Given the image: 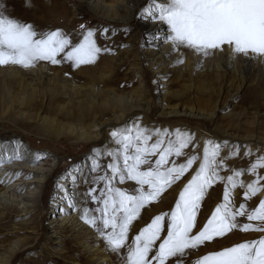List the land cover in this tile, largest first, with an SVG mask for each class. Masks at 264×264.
<instances>
[{
  "label": "rangeland",
  "instance_id": "obj_1",
  "mask_svg": "<svg viewBox=\"0 0 264 264\" xmlns=\"http://www.w3.org/2000/svg\"><path fill=\"white\" fill-rule=\"evenodd\" d=\"M29 1L30 5H34L33 10L24 7V5H19L16 0H0V3L4 5L3 12L6 16L23 23L31 24L34 26L33 29L37 33L48 32V29L49 31H55L60 27L59 30H61L63 34L65 33L68 35L69 33V37L73 36V39L83 41L87 31L93 30L92 39H94L93 37H100V39L106 43L104 44L105 49L107 48V50H105L107 52L106 55L115 56V61H108L109 64L105 67V71L108 74L111 73L113 80V83L109 86L113 88L116 87L115 91L119 94L120 91L121 93L127 94L138 86L136 79L131 75L130 64H139L141 68L144 65L143 60L140 59L139 56L133 54V48L135 51L139 48V38L137 37V39L135 37L134 39L133 37L135 36L136 29L139 30V15L129 21L127 25L119 24L117 27H109L108 29L106 26L108 22L96 18L85 7H82L77 11L76 15H74L71 9L73 8V2L76 0ZM146 3H144L141 8L144 7ZM46 4L48 6L55 5L54 11H59V16L54 17L50 9H48V6L46 7ZM66 12L68 13L66 14ZM62 16L65 18H62ZM81 25H83L84 28H81ZM51 27L53 30H51ZM68 27H70V29ZM65 28L69 29L68 33ZM124 49H128V52L124 51ZM179 49L187 55L195 53L193 50L186 47H180ZM215 53L211 56H214ZM63 57L64 53H60L57 58L63 61L55 65L47 61H39L35 66L29 68L13 64L0 66V88H2V91H0V116H3L0 121V134L8 138L15 136L17 139L23 140L31 146L38 155L44 151H48L54 154L58 160L54 175L49 177L42 186L39 199L33 202L34 206H31L27 213H21V211L15 206H12L13 204L9 201L3 200L5 204L2 206L0 205V261L4 259L3 257H7V264H94L93 259L88 254L81 251V247L74 242V239H72L69 234L67 236L68 238H64V244L60 246L62 252L58 251V247L55 249L56 245L53 244V240H48L46 236L48 230H46L45 222L47 216H51L57 212L52 210V213H49L48 206L52 199L56 180L62 176L70 166L79 162H84V173L77 185L81 193V214L85 208H88L93 210L91 215H100V213L94 210L98 207H102V205L94 201L92 196H101L100 190L105 189L106 181L98 180V177L110 176L112 177L111 186L113 188L126 189L129 194H135L133 189L138 187L136 182L127 179L121 181L120 176L118 174L113 175L109 168V164L113 162L117 163L119 167H123L122 155L117 159L116 156L107 154L108 152H117L120 147L115 143L111 135L113 131L125 133L126 130H131V134L135 136L137 134L136 128L138 127L142 131L143 136L148 138L147 144L149 146L159 139L165 141L162 147L168 146L167 141L169 139L175 140L176 129L194 134L193 144L183 149L182 154L179 156L175 154L170 155L168 157L170 163L167 167H172L173 163L177 166L183 165L191 156L195 157L193 164L188 167L179 180L162 193L159 201L152 202L149 206L141 210L140 217L133 222V226L130 228L128 236L129 244H131L132 238L142 227L150 222L153 216L161 212H170L174 207L180 190L192 178L199 168L200 162L204 159V149L207 141H211L216 145L212 139L218 141L221 138L224 128H228L231 132L240 135L252 134L255 141H260L259 139L264 140V74L261 75L259 80L248 85V88L244 90L241 95L234 98L231 103L227 105L223 113L216 118L217 121L212 124L210 119H203L196 111L192 116L188 114L174 116L159 115L157 112V104L162 95L161 92L158 91V88H160L162 80L158 78H153V80L146 71H144V73H146L144 77H146V82L149 84V88L152 92L150 98L152 107L151 113H148L146 118L133 114V116H131L120 128L106 129L104 131L106 136L100 137L94 145L84 142L82 139L78 140L74 135L65 133V131H62L60 128L64 129L61 125L65 126L66 124H73V126L75 124L83 126L91 125L89 124L91 122V115L89 116L90 112L87 114L88 111L86 110L80 111L75 105L67 107V102L70 97L72 95L75 96L72 92L76 91L77 88V90H79V88L83 87L85 80L79 78L82 72L81 69L76 73L77 77L71 73L72 71L67 68L69 65L65 64ZM84 65L86 66V64H83L75 67V69ZM40 66L45 67V69L42 70V76L36 81L43 83H40V85L36 82L38 85L36 91L40 92H35L30 102L26 101L27 103H24L23 101L19 108V100L16 103H10V99L7 97L4 98L1 92L4 91V83L7 82V75L3 71L14 73L15 79H13L12 83L7 82L11 83V90L26 91L35 83L31 80V78H33L31 75L35 74L33 69L40 70ZM72 69H74L73 66ZM111 70L112 72H108ZM135 73L137 74L139 71ZM70 78L78 86L74 90L71 89L72 87L68 82L63 81V79L69 80ZM3 79L5 82H3ZM226 80L232 83L237 82L231 78H226ZM212 81H214L213 78L208 81V85L205 86V89L208 87V90H203V88L199 86V82L189 85L187 84L188 82L178 78L177 74L171 73L168 82L165 81L162 85L168 86L166 90L168 93L164 100L167 99L171 105L176 106L177 104L181 109H183L184 106L187 111V108L192 107L194 110L203 113L209 112L218 100L217 85ZM233 86H236V84H233ZM234 88L235 87H232L231 90H234ZM41 90H43V92ZM225 92L222 91L221 93L222 99H225L228 95V92ZM22 96L24 97V95ZM15 98L18 99L17 97ZM210 98H212V100H209ZM4 102L7 103L5 105L11 107L7 109V113H5V109L1 107ZM138 102L139 101L136 103ZM59 105L65 107L62 108ZM18 109L21 110V114L17 113ZM38 113L40 115H38ZM35 115L37 117H35ZM43 116L48 119H53L55 122H52V124L51 122L45 121L44 123L49 126L46 127L42 124L41 118H38ZM166 130L167 133H171L172 135H167ZM203 134L205 136H203ZM214 135L215 137H213ZM257 136L259 138H257ZM255 141L247 143L237 140L231 146L226 147L227 149L224 151H221L219 148V155L216 158V164L219 166L216 170L220 178L214 180L205 193L201 202V209L198 212V227L195 230L198 231L199 227L203 226L204 222L217 205L224 203L226 189L228 191L230 207L233 210L238 209L241 204H244L245 210L250 212L260 204L262 199H264L259 198L257 192L245 198V193L249 192L248 184L252 181H257V187L259 189H264V167L256 168L255 173L248 170L252 164L258 161V158L264 157V145L260 146ZM198 145H201V153L195 149ZM132 151L133 149H129V154H131ZM157 158L158 155L156 153L149 155L147 157L149 163L141 165V170H147L148 167L154 165ZM42 159V155L38 156V162H41ZM240 170H243L240 175L235 176L234 173ZM23 174L24 176H29L27 173ZM229 176L234 177L235 187L227 180ZM29 179L30 178L24 180ZM65 186L69 188L71 185L68 183ZM1 188L2 185L0 183V189ZM146 188L147 186H145V190ZM90 189H96V191L91 195H86V193H89ZM236 221L238 224L236 229L226 234L224 237H218L213 242H208L206 245L200 246L198 250L189 252L188 255L184 257L183 264H192L197 257L205 253L219 251L222 248L230 247L236 243L254 240L260 236H264V232L241 231L239 227V225L246 223L264 227V224H261L259 221L254 220L250 222L247 215L237 216ZM94 232L98 236V245L105 250V253L110 258V263L124 264L126 249H122L120 252L111 251L106 247L105 241L99 237L96 230ZM152 254L154 255V252ZM171 264H176V259H172Z\"/></svg>",
  "mask_w": 264,
  "mask_h": 264
},
{
  "label": "snow or ice",
  "instance_id": "obj_2",
  "mask_svg": "<svg viewBox=\"0 0 264 264\" xmlns=\"http://www.w3.org/2000/svg\"><path fill=\"white\" fill-rule=\"evenodd\" d=\"M3 8L0 3V66L13 64L29 68L39 61L60 64L62 61L57 57L64 53L63 59L70 61L75 68L93 63L101 51L92 39L93 30L87 31L81 43L72 46L61 30L37 33L31 24L6 16ZM138 15L166 25L165 43L173 49L186 47L198 55L209 57L227 46L233 57L264 59V0H147ZM159 38V35L149 34V42ZM136 132L133 136L131 130L125 133L113 131L111 135L120 147L115 153H107L117 159L122 155L123 167L113 162L109 168L113 175L120 176L121 181H135L138 185L133 189L135 194L113 188L110 176L98 177V180L106 181L105 189L100 190L101 196H92L102 205L94 210L100 215H91L93 210L88 208L81 214V219L96 230L107 248L113 252L126 249L124 264H171L172 259H176V264H183L189 252L236 229L237 216L247 215L250 222L255 220L264 224V199L250 212L245 210L244 204L233 210L226 189L224 203L217 205L203 226L195 230L205 193L214 180L220 178L216 170L219 145L207 141L204 159L180 190L174 207L170 212L153 216L129 244L130 228L140 217L141 210L159 201L162 193L179 180L195 160L191 156L183 165L173 163L172 167H167L170 155L179 156L183 149L193 144L194 134L190 132L176 129L175 140L169 139L167 147H162L165 141L159 139L149 146L148 138L138 127ZM166 134L172 135L167 130ZM129 149H133L131 154ZM153 153L158 155L155 164L141 170V165L148 164L147 157ZM11 158L22 157L14 153ZM258 167H264V157L258 158L248 170L255 173ZM242 171L234 175L239 176ZM227 180L236 186L234 177L229 176ZM248 189L250 191L245 193V198L259 190L257 181L249 183ZM95 191L90 189L86 195ZM239 227L241 231L264 232V227L252 223ZM192 264H264V236L205 253Z\"/></svg>",
  "mask_w": 264,
  "mask_h": 264
},
{
  "label": "bare ground",
  "instance_id": "obj_3",
  "mask_svg": "<svg viewBox=\"0 0 264 264\" xmlns=\"http://www.w3.org/2000/svg\"><path fill=\"white\" fill-rule=\"evenodd\" d=\"M16 1L19 5H24V7L31 10L34 9V5L31 4V6L29 0ZM146 2L147 0H76L73 2L71 12L76 15L77 11L82 7H85L96 18L108 22L106 26L109 29V27H117L119 24L127 25L129 21L138 16L141 6ZM47 6L48 5L46 4V7ZM48 9H50V12L54 17L59 16V11H54L55 5L48 6ZM67 13L68 12H66V14ZM64 16L66 17L65 14ZM65 17L62 16V18ZM138 23L139 30L136 29L135 36L133 37L134 39L135 37L139 38V48H137L136 51L133 48V54L139 56V58L143 60L144 65L142 66V69L139 64H130L131 75L136 79L138 86L129 93L124 94L120 91L119 94L115 91L116 87L113 88L109 86L113 83V80L111 73L108 74L105 71V67L109 64L108 61H115V56L106 55L107 52L105 50H107V48L105 49L104 45L106 43L100 39V37H93L95 44L101 49L93 63L72 69V63L64 60L65 64L69 65V67H66L72 71L71 73H73L75 77H77L76 73H78V70L81 69L82 72L79 78L85 80L83 87L79 88V90H77V88L76 91L72 92L75 96L72 95L70 97L67 102V107L75 105L80 111L86 110L88 111L87 114L90 112L89 116L91 115V122L89 124L91 125H61L64 128H60L62 131L74 135L78 140L82 139L84 142L94 145L100 137L106 136L104 133L106 129L120 128L131 116H133V114L146 118L147 114L151 113L152 110L150 100L152 92L149 88V84L146 82V77H144L146 74L144 71L149 73L152 79L158 78L162 80L160 88H158V91H160L162 95L157 104V112L159 115L174 116L188 114L192 116L196 111L203 119H210L212 124L217 121L216 118L223 113L227 105L231 103L234 98L241 95L242 92L248 88V85L259 80L261 75L264 74V59L245 58L243 56L233 57L227 46H225L222 52L217 51L214 56L204 57L196 53L187 55L184 54L182 50L173 49L169 43H165V34L167 32L166 25H160L140 16ZM68 28L70 29V27ZM68 28H65L67 33L69 30ZM51 30H53L52 27ZM149 34L154 37L159 35L160 38L152 39L151 42H149ZM64 35L66 34L64 33ZM68 35L66 36L69 38L72 46L82 42L78 39H73V36L72 38ZM68 50H70V48ZM124 51L128 52V49H124ZM178 61H182V63ZM39 69L40 70L33 69L35 74L31 75L33 77L31 80L35 83L32 84L33 87L31 86L26 91L11 90V83L13 79H15L14 73L3 71L7 75V82H11L7 83L3 79L5 86L4 91L1 93L4 98L7 97L10 99V103H16L19 100V108L23 101L24 103L30 102L34 97L35 92H40L36 91V87L38 86L37 83H43L40 81L37 82L36 80L42 76V70H44L45 67L40 66ZM112 70L108 72H112ZM136 71H139V73L136 74ZM171 73L177 74L178 78L188 82L187 84L189 85L199 82V86H201L203 90H208V87L205 89V86H207V82L213 78L214 81L212 82L217 85L218 89V100L216 101L215 106H213L210 111L208 110L209 112L203 113L194 110L192 107L187 108V111L184 106L183 109H181L177 104L176 106L171 105L167 99L164 100L168 93V91H166L168 86L162 85L165 81L168 82ZM226 78L234 79L237 82L232 83L226 80ZM63 81L68 82L73 90L78 87L71 78L69 80L63 79ZM233 84H236V86H233ZM232 87H235L234 90H231ZM1 89L2 88H0V91H2ZM41 91L43 92V90ZM222 91L228 92L225 99H222ZM22 95H24V97ZM209 100H212V98ZM137 101L139 102L136 103ZM5 102L2 103L1 107H3L5 109L4 112L7 113V109H10L11 107L5 105L7 104ZM59 106L62 108L65 107L61 105ZM17 113L21 114V110L18 109ZM38 115L40 114L38 113ZM1 117L3 116H0V121ZM35 117L37 116L35 115ZM38 118H41L43 122L42 124L46 127L49 126L44 123L45 121H48L49 123L55 122V120L53 121V119H48L44 116ZM222 131L221 138L218 141L212 139L216 145H219L221 151L226 150V147L231 146L237 140L247 143L255 141L254 136L249 133L246 135H240L231 132L228 128H224ZM0 136H2L0 137V160H2V162H0V183L2 185V188L0 189V205L2 206L5 204L3 200L9 201L13 204L12 206L19 209L21 213H27L29 208L34 206L33 202L39 199L42 186L46 183L49 177L54 175L58 160L54 154L48 151H44L38 155L31 146L23 140L17 139L13 135L12 138L3 136V134H0ZM203 136L205 135L203 134ZM213 137H215V135ZM257 138L259 137L257 136ZM259 140L260 141L255 142L260 146L264 145V140ZM195 149L201 153V145H198ZM14 153H18L22 158L9 159L10 157H14ZM37 155L43 156L42 161L40 160L41 162H38ZM23 173H27L29 176H24ZM83 173L84 162H79L70 166V168L56 180L52 199L48 206L49 213H52V210L57 212L46 217L45 226L46 230H48L46 236L48 240H53V244L56 245L55 249L58 247V251L62 252L60 246L64 244V238H68L67 236L69 234L71 238L74 239V242L81 247V251L85 252L93 259L94 264H111L110 258L105 253V250L98 245L99 240L94 232L95 229L81 219V193L79 192L77 185L81 180ZM27 178L30 179L24 180ZM68 183L71 186L66 188L65 185ZM256 192L258 193L259 198H264V189H259ZM3 258L4 259L0 261V264H7L8 258Z\"/></svg>",
  "mask_w": 264,
  "mask_h": 264
}]
</instances>
